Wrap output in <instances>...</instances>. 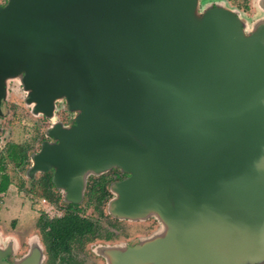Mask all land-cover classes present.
I'll return each instance as SVG.
<instances>
[{
  "label": "water",
  "instance_id": "obj_1",
  "mask_svg": "<svg viewBox=\"0 0 264 264\" xmlns=\"http://www.w3.org/2000/svg\"><path fill=\"white\" fill-rule=\"evenodd\" d=\"M10 80L33 114L52 118L57 101L72 113L45 129L28 177L52 167L77 204L88 174L117 168L127 176L109 184L107 212L162 220L163 237L102 249L108 264L264 251V19L245 29L199 0H5L0 118ZM11 253L0 247V264L38 263Z\"/></svg>",
  "mask_w": 264,
  "mask_h": 264
},
{
  "label": "flooded vegetation",
  "instance_id": "obj_2",
  "mask_svg": "<svg viewBox=\"0 0 264 264\" xmlns=\"http://www.w3.org/2000/svg\"><path fill=\"white\" fill-rule=\"evenodd\" d=\"M209 2L210 0H200V4H208ZM214 2H210L211 5H215L216 2ZM17 87L24 95L21 86L18 84ZM7 90L6 95L9 93ZM61 105L60 115L70 113L64 108L63 102ZM41 117L44 116L41 115ZM59 117L61 118V116ZM71 117L72 113L69 117L60 119L62 121L59 122L62 125H67ZM47 140L49 141V139ZM38 149L39 146L29 154L26 153L30 149L25 152L22 161L29 159V163L23 173L29 182L35 178V181H32L33 185L31 186L29 183L30 188L27 189L32 200L39 198L44 202L47 201L50 210L46 212L38 210L33 212L30 218L25 212L24 214L18 212L20 214L14 216L11 224L13 230L20 233L19 238L13 237L11 241L6 240L4 246H0L5 248L10 245L11 254H14L11 255L13 260L18 261L26 255L34 253L38 258L37 264H108L102 249L124 247L153 237L164 236L165 226L162 220L153 214L142 218L128 219L119 218L107 212V201L113 197L109 190V184L112 181L122 179L127 174L120 172L117 168H110L97 175H88L85 178L82 199L87 196L89 186L95 182H104V202L98 208H81L80 203L72 204L64 201L66 191L57 188L51 182L52 167L44 172L36 171L30 177L26 175V170L31 164L30 154ZM17 158L18 165L16 168H19L22 161L19 159V155ZM88 177L91 178L88 179ZM88 180L91 183H88ZM21 188L20 184H17L19 191L22 190ZM95 188H97L96 185ZM22 231H27V234L21 235V233L23 234ZM258 254H256V260H248L242 264H264V251L260 249ZM217 264H227L226 258L220 257V262Z\"/></svg>",
  "mask_w": 264,
  "mask_h": 264
},
{
  "label": "rangeland",
  "instance_id": "obj_3",
  "mask_svg": "<svg viewBox=\"0 0 264 264\" xmlns=\"http://www.w3.org/2000/svg\"><path fill=\"white\" fill-rule=\"evenodd\" d=\"M4 1L0 0V4ZM214 1L232 9L243 20L245 29L250 28L256 21L264 19V8L260 7L258 0H210V2ZM210 2L208 4H211ZM208 4H200L199 0V8ZM17 85L16 80L7 81L6 89H8L9 93L6 95L5 106L8 109V113L0 118V157L6 156L10 150H13L15 160L18 159L17 156L19 155V147L17 146L20 144L28 145L30 150L26 154H29L39 146L40 141L48 139L44 135L46 128L53 122L62 121L60 119L70 116V113L60 115V106L62 108V102L60 101L55 103L52 118L33 114L30 106L23 102V93L20 92ZM28 160H24L19 168H15L12 163H7L5 169L2 170L4 160L0 158V188L3 187L6 177L10 180L6 190L0 193V246H4L13 237L17 238L19 236L20 233L14 231L11 224L14 216L20 214L18 212H23V214L25 212L30 218L33 212L50 210V205L47 201L44 202L39 198L32 200V197L27 193V189L30 188L29 183L32 186V181H35L34 178L29 182V179L24 176L23 170L27 167ZM90 178L88 177V179ZM89 182L90 180H88ZM17 184H20L22 190L19 191L17 189ZM91 205L92 203L87 202V196L79 204L81 208L86 209L92 208ZM26 234L27 231L23 232V234L21 233L23 236Z\"/></svg>",
  "mask_w": 264,
  "mask_h": 264
},
{
  "label": "trees",
  "instance_id": "obj_4",
  "mask_svg": "<svg viewBox=\"0 0 264 264\" xmlns=\"http://www.w3.org/2000/svg\"><path fill=\"white\" fill-rule=\"evenodd\" d=\"M18 150H19V159L22 161V159L25 156V152L27 151V149H29L28 145H22L20 144ZM1 159H3V167L2 170L5 169V166L7 163H12L13 166L16 168L17 164V160H15V156L13 154V150H10L8 152V154L6 156H1ZM19 160V161H20ZM23 162V161H22ZM22 162L20 164H22ZM7 176V175H5ZM4 185L3 187L0 188V193L4 192L7 188V186L10 184V180L8 179V177H6V180H4ZM104 182H95V184L89 186L88 188V192H87V202H89L90 204L92 203V207L94 208H98L100 204H102L104 202ZM95 185L97 188H95ZM92 196H94V198H92Z\"/></svg>",
  "mask_w": 264,
  "mask_h": 264
},
{
  "label": "built area",
  "instance_id": "obj_5",
  "mask_svg": "<svg viewBox=\"0 0 264 264\" xmlns=\"http://www.w3.org/2000/svg\"><path fill=\"white\" fill-rule=\"evenodd\" d=\"M43 201V200H42Z\"/></svg>",
  "mask_w": 264,
  "mask_h": 264
}]
</instances>
